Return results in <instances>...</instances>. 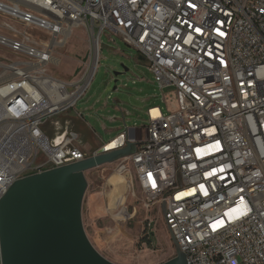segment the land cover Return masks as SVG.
<instances>
[{
  "label": "built area",
  "instance_id": "obj_1",
  "mask_svg": "<svg viewBox=\"0 0 264 264\" xmlns=\"http://www.w3.org/2000/svg\"><path fill=\"white\" fill-rule=\"evenodd\" d=\"M76 28L86 57L61 80L51 70ZM106 33L176 90L117 171L144 209L160 206L187 264H264V0H0V199L91 157L76 132L55 142L44 128L89 91Z\"/></svg>",
  "mask_w": 264,
  "mask_h": 264
},
{
  "label": "rangeland",
  "instance_id": "obj_2",
  "mask_svg": "<svg viewBox=\"0 0 264 264\" xmlns=\"http://www.w3.org/2000/svg\"><path fill=\"white\" fill-rule=\"evenodd\" d=\"M88 45L86 32L82 28L74 29L66 47L59 52L62 66L52 69L51 74L61 80L78 77L77 66L85 59ZM175 92L174 87L160 88L135 48L120 37L106 33L102 36L100 63L94 81L85 97L66 113V117L87 119V108L101 99L109 103V110L104 114L107 127L114 125L111 117L122 120L123 113L130 112L139 115L135 127L141 129L147 126V109L159 106L166 113ZM119 164L117 161L86 173L88 189L83 204V223L87 236L97 251L115 264L168 262L177 256L178 248L165 224L163 212L159 205L150 211L144 209L136 179L130 172L119 173ZM111 176L116 179L117 187L108 184Z\"/></svg>",
  "mask_w": 264,
  "mask_h": 264
},
{
  "label": "water",
  "instance_id": "obj_3",
  "mask_svg": "<svg viewBox=\"0 0 264 264\" xmlns=\"http://www.w3.org/2000/svg\"><path fill=\"white\" fill-rule=\"evenodd\" d=\"M124 142L125 135L83 161L16 181L0 199V264H115L88 238L83 204L88 171L135 153L136 144ZM163 264L187 259L178 249Z\"/></svg>",
  "mask_w": 264,
  "mask_h": 264
},
{
  "label": "crops",
  "instance_id": "obj_4",
  "mask_svg": "<svg viewBox=\"0 0 264 264\" xmlns=\"http://www.w3.org/2000/svg\"><path fill=\"white\" fill-rule=\"evenodd\" d=\"M108 107V102L96 99L92 105L87 108V119L81 118V116L73 119L66 117L67 114H63L54 118L45 126L44 130L55 142H59L62 135L67 131L76 132L79 135L81 147L89 156H92L94 152H100L105 147L112 145L124 135L125 142L123 146L128 142L135 143L137 149L136 140H139L143 134V128L140 129L135 127L139 120V115L130 114V112L126 114L123 113L122 120L113 116L110 118V121L114 123V125L109 128L104 121V114L109 110ZM111 200L112 202L114 201L113 198Z\"/></svg>",
  "mask_w": 264,
  "mask_h": 264
},
{
  "label": "bare ground",
  "instance_id": "obj_5",
  "mask_svg": "<svg viewBox=\"0 0 264 264\" xmlns=\"http://www.w3.org/2000/svg\"><path fill=\"white\" fill-rule=\"evenodd\" d=\"M109 180H108V184H110V186H115V187H117L118 185H117V183H116V179L113 177V176H111L110 178H108ZM107 183V182H106ZM114 191L115 190H113V193H114Z\"/></svg>",
  "mask_w": 264,
  "mask_h": 264
}]
</instances>
